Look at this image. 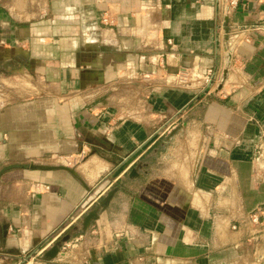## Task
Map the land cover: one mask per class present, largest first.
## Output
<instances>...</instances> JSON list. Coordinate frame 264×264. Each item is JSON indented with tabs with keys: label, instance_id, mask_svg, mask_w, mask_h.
<instances>
[{
	"label": "crops",
	"instance_id": "1",
	"mask_svg": "<svg viewBox=\"0 0 264 264\" xmlns=\"http://www.w3.org/2000/svg\"><path fill=\"white\" fill-rule=\"evenodd\" d=\"M220 9L0 0V172L21 167L0 179V264L264 263V180H253L264 0H241L229 17ZM143 144L135 168L146 167L109 190L102 179ZM91 204L58 258H42Z\"/></svg>",
	"mask_w": 264,
	"mask_h": 264
},
{
	"label": "built area",
	"instance_id": "2",
	"mask_svg": "<svg viewBox=\"0 0 264 264\" xmlns=\"http://www.w3.org/2000/svg\"><path fill=\"white\" fill-rule=\"evenodd\" d=\"M241 0H220V7H221V12L225 16H230L234 11H236L239 6H240ZM231 37L235 41L236 38L238 37L241 42L246 41L250 42V36L246 34L245 32H234L231 34ZM236 43H238V40H236ZM188 76L185 72H183L179 76V82H185L187 80ZM212 81V80H211ZM211 81L208 80V84H206V87L204 89V92L210 91L211 87ZM147 145L143 144L137 148L135 152H133L130 156L125 158V160L122 161V163L117 167L116 170L110 172L107 174L102 181L104 182H109V190L115 186L118 181H120L125 175H127L129 172L132 171L133 168L136 167V165L140 162V160L143 158L145 155L144 150L146 149ZM253 164H254V175H253V180L254 184L258 186L263 180H264V141L260 143L257 148L256 152L254 154V159H253ZM107 190V191H109ZM36 191L42 192V193H48L51 191V188L46 185H37L36 186ZM94 204L89 205L88 207L84 208L83 211L77 214L71 221H69V225L61 230L60 232L57 233L56 236L51 238L50 242L48 244H45L41 246L39 249L41 250L42 254L45 252L48 248H50L53 244L58 242L63 238L65 233L67 232L68 229L72 227V225L77 222L78 220L81 219L82 216H84L93 206ZM257 222V220H255ZM234 231L237 230L236 227L233 229ZM264 264V263H263Z\"/></svg>",
	"mask_w": 264,
	"mask_h": 264
},
{
	"label": "water",
	"instance_id": "3",
	"mask_svg": "<svg viewBox=\"0 0 264 264\" xmlns=\"http://www.w3.org/2000/svg\"><path fill=\"white\" fill-rule=\"evenodd\" d=\"M231 60L228 61V66L224 72V76L222 78V81H221V84L218 88V90L216 91V93H218L219 91L222 90L224 84L226 83L227 81V77L229 75V63H230ZM146 166H144L143 164L139 165L137 168H135L134 170H132V173H131V177L133 176H138L139 174V171L141 169H144ZM21 167L19 166H8L6 168H4L1 172H0V179L3 177V175H5L7 172L13 170V169H20ZM114 194L115 192H111L108 197L106 198L105 202H104V206H107L110 204L111 200L113 199L114 197ZM98 218V214L97 212H91L83 221V224H82V231L83 232H87L90 228H91V225L94 221H96ZM76 233L80 232V229L79 228H76L74 230ZM72 238V235H68L66 237H64L61 241L57 242L53 248H51L50 251H48L44 257L48 260V261H53L54 259L58 258V255L60 254V251H61V248L63 246V244L65 243H68Z\"/></svg>",
	"mask_w": 264,
	"mask_h": 264
},
{
	"label": "rangeland",
	"instance_id": "4",
	"mask_svg": "<svg viewBox=\"0 0 264 264\" xmlns=\"http://www.w3.org/2000/svg\"><path fill=\"white\" fill-rule=\"evenodd\" d=\"M213 87H214V86L211 87V90L213 89ZM42 258H45V257L42 256ZM45 259H46V258H45ZM25 264H26V263H25Z\"/></svg>",
	"mask_w": 264,
	"mask_h": 264
},
{
	"label": "bare ground",
	"instance_id": "5",
	"mask_svg": "<svg viewBox=\"0 0 264 264\" xmlns=\"http://www.w3.org/2000/svg\"><path fill=\"white\" fill-rule=\"evenodd\" d=\"M52 246H53V245H52ZM52 246H51V247H52ZM52 248H53V247H52Z\"/></svg>",
	"mask_w": 264,
	"mask_h": 264
}]
</instances>
